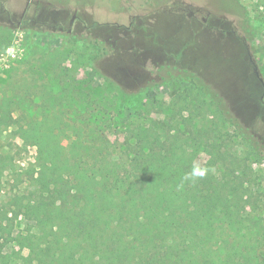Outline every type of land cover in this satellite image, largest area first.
<instances>
[{
	"label": "trees",
	"instance_id": "1",
	"mask_svg": "<svg viewBox=\"0 0 264 264\" xmlns=\"http://www.w3.org/2000/svg\"><path fill=\"white\" fill-rule=\"evenodd\" d=\"M94 1L32 0L34 14L23 25L61 29L73 7ZM84 15H73L66 30L90 32L96 64L122 38L115 36L117 24ZM244 30L254 38L252 28ZM217 110L233 121L241 150L217 143L209 129L177 127L170 134L135 121L113 137V131L85 130L53 112L27 119L17 135L38 148L37 194L18 209L0 208V232L19 213L34 221L19 242L28 249L22 264H264V190L252 165L238 160L242 153L263 158L264 133L257 120L244 128L230 119L223 102ZM5 112L12 117L3 102L0 119ZM256 117L264 121V112ZM191 147H201L208 172L181 189L196 160ZM0 264L8 262L0 257Z\"/></svg>",
	"mask_w": 264,
	"mask_h": 264
},
{
	"label": "rangeland",
	"instance_id": "2",
	"mask_svg": "<svg viewBox=\"0 0 264 264\" xmlns=\"http://www.w3.org/2000/svg\"><path fill=\"white\" fill-rule=\"evenodd\" d=\"M26 1L4 0L13 13L0 18V104L12 112L0 119V208L18 209L37 194L38 148L20 138L17 127L40 112L85 130L113 131V137H122L135 121L170 134L177 127L186 133L209 129L217 143L241 150L233 121L217 110L223 102L230 119L244 128L257 120L264 133V121L256 117L264 112V0H95L73 7L61 29L47 31L17 24ZM78 13L117 24L115 36L122 38L96 64L90 32L66 30ZM245 26L254 30L253 39ZM6 41L23 50L8 66L2 63ZM262 149V159L242 153L238 160L252 165L264 190ZM191 150L204 164L201 147ZM34 229L23 213L14 216L13 225L0 232V257L22 264L28 249L19 242Z\"/></svg>",
	"mask_w": 264,
	"mask_h": 264
},
{
	"label": "flooded vegetation",
	"instance_id": "3",
	"mask_svg": "<svg viewBox=\"0 0 264 264\" xmlns=\"http://www.w3.org/2000/svg\"><path fill=\"white\" fill-rule=\"evenodd\" d=\"M26 2H27V4H26L23 12L21 13V15L19 17V20L17 21V24L20 26L23 25L25 17L28 15V13H30V11L32 9V7H31L32 0H27ZM12 13L13 12H12L11 8H9L8 5H6L4 0H0V18H6V17L11 18ZM208 16L210 17L209 13H208ZM204 18H207V17L205 16ZM73 19H74V16L72 17L70 24L73 23V21H74ZM32 21H34L33 18H32Z\"/></svg>",
	"mask_w": 264,
	"mask_h": 264
},
{
	"label": "clouds",
	"instance_id": "4",
	"mask_svg": "<svg viewBox=\"0 0 264 264\" xmlns=\"http://www.w3.org/2000/svg\"><path fill=\"white\" fill-rule=\"evenodd\" d=\"M208 172V169L202 166L199 162L193 161L191 170L184 174L181 183L177 185L178 188H183L184 182L186 181H196L197 179L203 178Z\"/></svg>",
	"mask_w": 264,
	"mask_h": 264
},
{
	"label": "built area",
	"instance_id": "5",
	"mask_svg": "<svg viewBox=\"0 0 264 264\" xmlns=\"http://www.w3.org/2000/svg\"><path fill=\"white\" fill-rule=\"evenodd\" d=\"M21 45L17 42L7 47L5 53H3L2 63L6 66L14 64L22 57Z\"/></svg>",
	"mask_w": 264,
	"mask_h": 264
},
{
	"label": "water",
	"instance_id": "6",
	"mask_svg": "<svg viewBox=\"0 0 264 264\" xmlns=\"http://www.w3.org/2000/svg\"><path fill=\"white\" fill-rule=\"evenodd\" d=\"M262 80V79H261Z\"/></svg>",
	"mask_w": 264,
	"mask_h": 264
}]
</instances>
